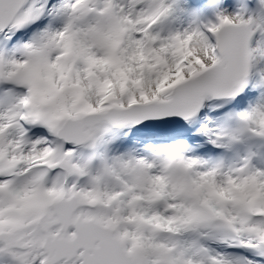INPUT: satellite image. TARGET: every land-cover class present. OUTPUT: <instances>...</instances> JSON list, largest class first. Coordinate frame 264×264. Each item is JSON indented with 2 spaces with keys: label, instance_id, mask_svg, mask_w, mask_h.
<instances>
[{
  "label": "snow or ice",
  "instance_id": "6c2138e0",
  "mask_svg": "<svg viewBox=\"0 0 264 264\" xmlns=\"http://www.w3.org/2000/svg\"><path fill=\"white\" fill-rule=\"evenodd\" d=\"M0 264H264V0H0Z\"/></svg>",
  "mask_w": 264,
  "mask_h": 264
}]
</instances>
